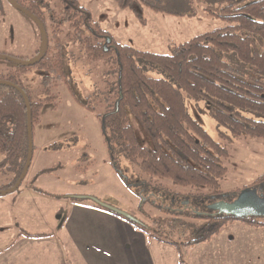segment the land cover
Instances as JSON below:
<instances>
[{"label":"trees","instance_id":"obj_1","mask_svg":"<svg viewBox=\"0 0 264 264\" xmlns=\"http://www.w3.org/2000/svg\"><path fill=\"white\" fill-rule=\"evenodd\" d=\"M16 1L44 25L47 49L35 65L16 64L14 70L1 72L0 81L13 83L27 94L34 134L40 124L44 104L54 101L50 93L58 83L66 85L80 106L91 113L95 112L89 104L79 100L66 72L61 29L70 25L73 40L83 46L91 61H104L114 80L109 82L107 113L98 116L108 140L110 156L116 151L124 154L134 166L157 181H169L181 189L210 190L208 195L195 196V204L229 199L228 196L241 195L248 189L260 188L264 194V175L253 185L237 189L229 195L223 192L221 183L228 173L225 164L230 157L228 146L244 136L264 140V0H239L228 6L207 7L205 12L208 16L222 20L228 26L189 42L174 44L168 55L139 51L130 45L117 43L99 23L93 21L91 13L81 6L79 0H60L63 5L61 14L50 10L45 0ZM4 2L0 0V19ZM114 2L120 10H130L143 24L146 22L140 9L144 7L181 15L162 9L159 6L161 0ZM45 8L53 12L51 25L47 22ZM33 69L45 73L41 85L42 94L47 97L41 101L34 100L20 79ZM187 101L207 104L211 118L217 123L219 138L225 144L216 142L192 117ZM130 115L138 120L151 138L154 149L140 144ZM28 153L26 101L17 89L0 85V157H3L0 174L8 169L15 175L12 182L0 190H9L16 185L26 166ZM111 165L125 185L131 188L114 160H111ZM140 182L144 188L150 186ZM33 191L60 198L35 187ZM137 195L141 199L140 210L144 212L147 203L140 192ZM69 198L81 200L72 196ZM96 207L128 222L158 243L176 248L181 264H187L186 248L211 242L229 224L240 222L264 228L261 217H235L213 211L203 215L190 212V216H185L162 210L168 217L157 219L146 215L152 224L148 225L101 206ZM191 220L200 221V224ZM22 237L41 240L54 235L32 234L22 230L19 238Z\"/></svg>","mask_w":264,"mask_h":264},{"label":"rangeland","instance_id":"obj_2","mask_svg":"<svg viewBox=\"0 0 264 264\" xmlns=\"http://www.w3.org/2000/svg\"><path fill=\"white\" fill-rule=\"evenodd\" d=\"M45 1L53 12H63L60 0ZM79 1L91 13L93 21L99 23L117 43L130 45L139 51L168 55L174 44H183L198 36L226 28V22L208 16L205 9L209 6H228L239 0H161L159 6L162 9L181 15L156 12L144 7L140 9V13L146 24L141 23L130 10H120L114 0ZM48 8H45L46 19L51 25L53 12ZM61 30V40L65 44V68L72 88L79 100L89 104L95 112L91 113L80 106L64 83H58L52 88L50 97L54 101L44 104L40 124L35 129L34 157L29 174L19 191L0 196V264H13L7 261L12 249L15 254L38 252L34 250V246L32 248L19 245L22 230L32 234L49 233L59 239L58 226L65 223L73 205H94L89 199L77 200L69 198L70 196L97 198L145 224L152 225L146 215L157 219L167 218L168 215L159 206L151 203L144 206V212L140 210L141 199L137 195L143 188V185L139 187L137 184L140 180L150 185L143 188L146 195L155 191L167 192L178 197L179 205L183 200L194 204L195 196L210 194V190L206 188L181 189L169 181L152 179L120 152L116 151L110 156L108 140L98 118L108 110L106 98L109 96V82L114 81L109 75L110 68L104 61H91L87 57L83 46L71 37L73 28L70 25L63 26ZM40 48L41 33L36 24L5 0L0 19V55L32 60ZM15 68V63L0 59V73ZM44 74L33 69L20 78L35 101L47 97L42 94L41 80ZM187 106L192 117L209 135L216 142L224 143L219 138L217 123L211 118L207 104L187 101ZM130 120L140 144L154 149L151 138L138 120L132 115ZM43 143L47 145L46 151H41ZM228 147L230 157L225 162L228 173L221 182L226 195L253 185L264 175V140L244 136L234 140ZM111 160H114L121 174L128 179L131 188L121 180L112 167ZM2 161L3 157H0V162ZM47 170L50 171L44 173ZM37 174L40 175L36 177ZM14 176L8 169L3 171L0 174V189L9 185ZM33 187L60 198L39 194L33 191ZM84 190L95 191L99 195L96 197L80 193ZM190 214L188 210L182 215ZM260 220L264 222V217ZM192 222L200 224V221ZM236 223L229 224L223 231L231 239L236 237L238 242L235 247L244 251L239 239L245 237L242 235L246 224ZM256 229L262 230L260 234L247 235L246 248L250 251L253 237V254L260 257V260L255 257L253 264H264V257H261L264 256V228ZM62 254H68V247L63 248ZM206 258L204 257L205 260ZM14 264L21 263L17 261Z\"/></svg>","mask_w":264,"mask_h":264},{"label":"crops","instance_id":"obj_3","mask_svg":"<svg viewBox=\"0 0 264 264\" xmlns=\"http://www.w3.org/2000/svg\"><path fill=\"white\" fill-rule=\"evenodd\" d=\"M46 149L47 145L43 143L41 151ZM80 193L99 195L88 190ZM244 226L246 229L242 236L245 237L239 239L244 251L235 247L238 242L236 237L231 239L226 231H222L209 243L186 248V263L208 264L209 258L210 264H253L255 257L260 260L253 254L254 238H251L248 251L246 237L248 234H260L262 229ZM58 229L59 239L19 238L20 246L36 247L34 250L38 252L15 254L12 249L7 261L13 264L17 261L21 264H181L176 248L158 243L128 222L97 208L95 204L73 205L67 220ZM65 246L68 247L67 255L62 254ZM204 257H207L206 260Z\"/></svg>","mask_w":264,"mask_h":264},{"label":"water","instance_id":"obj_4","mask_svg":"<svg viewBox=\"0 0 264 264\" xmlns=\"http://www.w3.org/2000/svg\"><path fill=\"white\" fill-rule=\"evenodd\" d=\"M7 2H9L16 10H18L19 12H21L22 14L30 18L37 25L41 33V48H40L39 54L32 60H20V59H16V58L4 56V55H0V59L13 62L18 65H28V66L35 65L39 60H41V58L44 56L46 49H47V32L44 28V25L35 15H33L31 12H29L27 9L21 6L16 0H7ZM0 85L11 86L17 89L23 95L26 101L27 110H28V137H29L28 159L26 162V166L23 170V173L20 176L19 180L17 181L16 185L9 190H4V191L0 190V196H6V195H10V194L17 192L29 174V171L31 169L32 162H33V157H34V130H33V125H32L31 105H30V101L28 99L27 94L21 88H19L13 83H10L7 81H0ZM249 194H252L254 197H258L255 200V202L253 199H252L253 202H242L241 200H238L237 202L230 203V202L220 201V202L214 203L213 205H210L208 209L213 212H217L221 214L226 213L228 215H234L235 217H243V216L264 217V194H262V196L260 197L258 196V190L248 189L242 192V194L240 195V198H245L246 196H249ZM77 198L82 199V200L89 199L93 201L94 204L97 206H101L107 210L117 213L132 221L140 222L134 216L128 213H125L124 211L119 210L113 206L105 204L104 202L100 201L97 198L86 197V196L77 197Z\"/></svg>","mask_w":264,"mask_h":264},{"label":"flooded vegetation","instance_id":"obj_5","mask_svg":"<svg viewBox=\"0 0 264 264\" xmlns=\"http://www.w3.org/2000/svg\"><path fill=\"white\" fill-rule=\"evenodd\" d=\"M137 184L139 187L143 185L141 182H138ZM143 188L140 194H141V198H143L146 201V203H151L154 206H159L161 210H167L179 214L180 213L185 214L186 211L188 210L192 213H200L202 215L208 214L207 211H211L208 209V207L216 202L224 201V202L234 203L237 202L238 200H241L242 202H253L254 200L255 202V200L258 198V197H254L252 194H249V196H246L245 198H240V195H237V196H233L231 199L225 198V199L214 200L212 203L202 202L198 204L195 203L191 204V202L183 200L181 201V205H179V201H177L178 197H170L169 195L165 194L162 191H155L153 193H149L148 195H146ZM256 190H258V196L261 197L262 196L261 189L257 188Z\"/></svg>","mask_w":264,"mask_h":264}]
</instances>
